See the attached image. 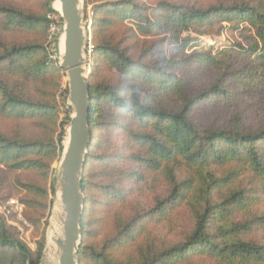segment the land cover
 Masks as SVG:
<instances>
[{"label": "trees", "instance_id": "16d2710c", "mask_svg": "<svg viewBox=\"0 0 264 264\" xmlns=\"http://www.w3.org/2000/svg\"><path fill=\"white\" fill-rule=\"evenodd\" d=\"M51 1L48 10L53 12ZM182 1L161 2L158 8L151 9V15L146 13L147 6L141 0L109 4L111 10L109 5H103L97 10L94 19L96 51L88 79L91 140L82 177L86 201L78 250L80 264H186L195 255L225 264H264V244L250 240L251 223L240 220V214L248 209L250 202L241 177L249 173L250 179L262 184L264 190V128L247 131L241 117H236L228 128L203 129L192 118L193 110L212 95L230 97L222 85L227 69H223L222 79L213 89L189 97L185 80L175 71L182 62L165 59L166 65H149L133 57L131 49L118 42L113 34L127 18H133L143 36L165 34L170 45H181L184 50L192 41L182 40L184 31H195L203 36L213 33L223 22L246 21L255 27L264 44V0H218L216 4L204 6L195 0ZM0 17L27 29L47 23L46 18L1 5ZM0 50V65L8 63L27 79L48 73L47 62L39 63L36 59L43 50L38 44L11 46L0 39ZM256 52L254 49L251 55ZM145 56L146 52L141 57ZM260 57L264 59V53ZM187 62L221 68L219 57L212 53L194 52ZM113 70L132 78V84L98 82L106 73L114 77ZM244 72L237 71L235 75L244 74L248 78L260 75L253 71L248 76ZM147 88L142 101L139 95ZM0 94L5 110L21 121H30L51 111L46 105L20 98L1 78ZM173 94L182 99L179 109L160 103L163 96ZM103 127L109 128L111 133L119 127L123 131L129 158L137 166L136 170L125 173V177L133 180L134 185L142 184L146 188L152 181L162 180L172 191L153 207L141 206L134 217L117 229L112 240L106 237L110 241L98 247L90 240L102 235L106 231L104 226L110 221L112 224L129 201L122 190H114L108 183L90 185L89 161L94 159L101 164L105 177L120 176L117 162L122 156L115 152L121 147L112 148L113 135L109 139L110 146H101L99 129ZM20 131L14 136L0 132V163L9 169L41 171L43 159H54L57 153H63V136L57 148L54 143L31 141L24 129ZM226 167L228 173L224 175ZM92 190L101 192L102 196H91ZM183 205L195 213V226L187 240L164 249L148 244L144 248L142 240L150 232L149 226L169 220L168 215ZM94 214L96 217L92 218ZM41 254L42 251L34 253L0 217V264H40Z\"/></svg>", "mask_w": 264, "mask_h": 264}, {"label": "rangeland", "instance_id": "374dc122", "mask_svg": "<svg viewBox=\"0 0 264 264\" xmlns=\"http://www.w3.org/2000/svg\"><path fill=\"white\" fill-rule=\"evenodd\" d=\"M50 1L0 0L1 6L47 19L46 24L39 25L35 29H27L19 25H13L7 18L0 17V39L11 46L14 43L42 46L43 50L36 59L39 63L46 61L49 66L48 73L40 78L27 79L20 75L16 68L5 63L0 65V78L6 81L20 98L35 104L46 105L51 110L50 113H46L47 115L42 117L30 121H21L15 114L5 110L4 100L0 94V132L14 136L21 133V129H24L31 141L44 144L54 143L57 148H60L59 139L63 136L62 145L65 148L74 109L69 104L68 76L60 67L63 36L60 26L62 23L55 9L56 0L51 1L53 12L48 10ZM125 1L128 0H83L84 24H86V27L91 24V39L94 45L93 53L89 59L90 64L87 65L90 75L96 51L94 19L97 10L99 6ZM172 1L141 0L147 6L148 11L146 13L150 15L151 9L158 8L161 2ZM177 1L179 3L184 2L182 0ZM195 1L203 6L218 2V0ZM108 9L111 10V6ZM151 17L154 19V16ZM113 34L118 42L131 49L130 53L133 57L136 59L141 58L143 62H147L149 65L155 63L159 66L166 65L165 59L168 62H182L181 66H176L175 71L185 80L186 93L189 97L213 89L215 84L221 81L224 74L223 69H227L226 79L222 85L230 93V99L221 95H212L211 98L199 104L192 113V118L199 127L213 130L228 128L234 118L241 117L247 131L255 132L264 128V59L260 57L264 53V44L259 39L252 24H248L246 21L236 23L226 21L216 27L213 33L203 36L195 31H184L181 34L182 40H192L184 50L180 48L181 45L179 47L170 45L169 37L165 34L151 33L148 36H143L139 33L138 25L133 18H127L124 24ZM149 48L154 50L147 51ZM254 49L257 52L255 55H251ZM144 52H146V56L142 58ZM194 52L212 53L214 56H218L221 68L187 62ZM56 65L60 67V71ZM237 71H245L244 73L248 76L255 71L254 73L260 75L248 78L241 74L240 77L235 75ZM111 73L114 77L106 73V76L98 78V82L100 84L115 83L122 86L130 85L133 82L132 78L116 70ZM147 90L148 88L144 89L139 95L142 101ZM160 100V103L165 107L179 109L182 105V99L178 94L166 95ZM111 135H113L115 143L112 148H116V145L121 147L120 150L117 148V152L113 151L120 153L122 156L117 162L119 163L117 174H120V176L115 178L105 177L101 173V164L94 159L89 161L91 166L89 182L91 186L108 183L114 190H122L129 197V201L124 206L122 214L118 215L116 219L114 217L112 224L110 221L107 227L104 226L106 231L104 230L105 232L99 235L97 239L90 240L93 245H99L98 247L110 241L106 237H111L109 239L112 240L117 235V229L134 217L141 206L153 207L172 191V188L170 189L166 182L162 180L155 183L152 181L146 188L142 184L134 185L133 180L125 177V173L136 170L137 166L129 158V148L124 142L123 131L120 127L114 129L113 133L109 128L99 129L101 146H110L109 139ZM62 155L63 153L60 155L57 153L54 159L50 157L43 159L44 167L41 171L11 170L4 163H0V217L14 228L19 239L26 243L34 253L42 251L40 264H59L58 247L51 242L50 237L52 233H55V229H53V225L56 223L55 220L64 223L63 215L58 209L60 203L58 180L61 172ZM223 173L224 175L228 173L227 167L223 170ZM248 174L241 177V180H245L244 186L247 187L250 202L248 203V209L240 214V220L251 223L252 234L249 239L264 244V190L262 184L253 182ZM92 192L90 193L91 196L96 195L95 197H99L101 195L99 191ZM84 195L86 197L85 193ZM15 203L19 209L15 207ZM56 211L59 212L58 219H55ZM95 217V214L92 215V218ZM168 219L163 223L149 226L150 232L142 240L144 248L148 244L156 247V249H164L186 241L192 234L195 226V213L190 207L183 205L173 210L168 215ZM55 236H59L58 232L55 233ZM188 263L225 264L223 261L202 258L197 255L192 256L190 261L186 262V264Z\"/></svg>", "mask_w": 264, "mask_h": 264}, {"label": "water", "instance_id": "95a60500", "mask_svg": "<svg viewBox=\"0 0 264 264\" xmlns=\"http://www.w3.org/2000/svg\"><path fill=\"white\" fill-rule=\"evenodd\" d=\"M57 2L61 10L55 9L64 21V53L60 58V67L68 76L69 104L74 109V115L68 128V144L63 151L58 180L64 218L63 237H58L53 243L60 251L59 264H80L78 250L82 242L81 222L86 200L82 189V175L91 140L90 72L85 58L83 0H56Z\"/></svg>", "mask_w": 264, "mask_h": 264}, {"label": "bare ground", "instance_id": "6f19581e", "mask_svg": "<svg viewBox=\"0 0 264 264\" xmlns=\"http://www.w3.org/2000/svg\"><path fill=\"white\" fill-rule=\"evenodd\" d=\"M55 7H56L57 10H61V7H60V5H59L58 2L55 4ZM61 48H62V53H64V37L62 38ZM67 144H68V141H67L66 145H67ZM59 199H60V196H59ZM58 209H59V211L62 213L63 208H62L61 200H60V203H59V207H58ZM58 214H59V212L56 211V213H55V219L58 217ZM57 219H58V218H57ZM55 221H56V223H54V225H53V229H55V230H54L55 233L58 232L59 236H57V237L61 238V237H63V223H61L60 220H58V221L55 220ZM55 233H52V235H51V237H50L51 242H54V240L57 239V237L55 236ZM53 244H54V243H53ZM56 247H57V246H56ZM59 252H60V251H59V249H58V254H59Z\"/></svg>", "mask_w": 264, "mask_h": 264}, {"label": "built area", "instance_id": "2783aa9c", "mask_svg": "<svg viewBox=\"0 0 264 264\" xmlns=\"http://www.w3.org/2000/svg\"><path fill=\"white\" fill-rule=\"evenodd\" d=\"M56 12L58 13L59 18H60L61 23H62L60 28H61L62 31H64V21H62L63 20L62 16H61V14L58 11H56ZM84 25H85V29H86L85 58H86V61H87V65H89L90 64L89 59H90L91 54L93 53L94 45H93L92 39H91V24L88 27H86V24H84ZM15 207L17 209H19V207H18V205L16 203H15Z\"/></svg>", "mask_w": 264, "mask_h": 264}]
</instances>
